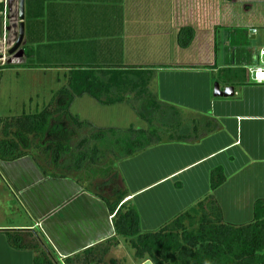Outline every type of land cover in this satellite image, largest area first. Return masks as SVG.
I'll return each mask as SVG.
<instances>
[{"label": "crops", "instance_id": "obj_1", "mask_svg": "<svg viewBox=\"0 0 264 264\" xmlns=\"http://www.w3.org/2000/svg\"><path fill=\"white\" fill-rule=\"evenodd\" d=\"M27 1L28 30L24 33L30 43L34 45L32 39L43 43L50 58H60V53L65 58L62 63L32 64L44 70L63 68L66 72L68 69L63 67L66 64L146 71L139 76L147 82L145 91L137 95L136 91L127 90L123 97L128 102L121 103L132 108L134 100H130V94L133 93L140 107L160 120L157 126L148 117V126L141 128L157 129L156 138L161 145L147 150L172 146L175 154L176 149L185 148L180 158L182 162L135 191L144 193L160 186L168 188L159 199L165 202L169 209L165 212L169 213L150 206L139 208L142 232L156 231L179 214L195 208L210 196L209 190L220 209L222 222L243 225L237 215L244 213L251 217L250 222L253 220L255 203L264 204V84H251L246 70L255 64L258 51L245 42L255 40L257 30L251 27L242 33L225 23L226 13L222 9L228 0ZM183 27L193 31L187 47H180L178 43V32ZM138 35L145 40L132 48L131 39ZM52 50L56 54H52ZM134 77L129 76L137 81ZM215 83L221 91L232 87V95L214 96ZM128 159L120 158L119 166ZM30 162L26 166L32 172L21 175L31 183L16 187L22 194L26 211H31L41 224H32L28 211L23 212L24 223H1L0 264H37L36 258L43 253L54 264H63L61 259L92 247L103 249L112 239L117 243L110 246L103 257L123 246L129 248V254L126 259L110 264H152L147 259H136L127 241L116 237L112 216L101 197L83 192L69 178L41 176ZM215 170L221 171L223 179L212 190L211 174ZM37 178L43 181L35 187ZM183 193L188 199L182 202ZM127 194L122 201L126 204L134 199L130 197L132 193ZM99 200L105 209L103 213L111 216V222L95 216L93 211ZM61 203L66 205L53 212ZM185 203L188 206H184ZM154 215L156 219L159 216V222L152 223ZM8 234L26 246L13 247L8 242ZM49 248L54 259L49 255Z\"/></svg>", "mask_w": 264, "mask_h": 264}, {"label": "trees", "instance_id": "obj_2", "mask_svg": "<svg viewBox=\"0 0 264 264\" xmlns=\"http://www.w3.org/2000/svg\"><path fill=\"white\" fill-rule=\"evenodd\" d=\"M27 5L25 0V25L28 30ZM1 9V7H0ZM193 31L183 27L178 32L180 47H187L192 40ZM25 57L29 60L33 49L23 47ZM40 67L29 63V67ZM63 67L65 84L50 98L49 103L32 114L22 113L17 117H0V160L12 161L29 156L44 176L72 178L80 183L82 176L95 177L97 174H110L112 165L98 167V158L104 150L98 144L88 145L89 138L102 141L107 134L116 137L115 143L122 145L123 157L131 156L139 149L150 146L156 138L157 129L125 130L108 128L93 132L89 138L84 137L72 148L67 139H44L56 132L57 121L67 119L74 127L91 128L88 122L78 121L69 111L75 97L87 95L102 105L128 102L123 92L136 91L140 95L145 91L146 71L138 68L120 66H98L66 64ZM135 76L138 80H131ZM134 77V78H135ZM118 135V136H117ZM25 142V143H23ZM120 159V158H119ZM118 159V160H119ZM116 176V168L113 169ZM223 175L215 170L211 174V189L221 183ZM128 196L126 190L115 192L110 200L101 197L109 214L116 237L125 239L138 260L147 259L152 264H264V204L257 201L254 207L253 220L243 225H230L222 222L221 212L211 196L201 200L191 208L160 229L142 232L138 215L133 206L122 202ZM8 242L15 248L26 245L18 242L15 236H7ZM116 239L108 241L105 248L92 247L81 253L63 259V264H104L103 256ZM100 250V251H99ZM37 264H54L48 255L43 253L36 258Z\"/></svg>", "mask_w": 264, "mask_h": 264}, {"label": "rangeland", "instance_id": "obj_3", "mask_svg": "<svg viewBox=\"0 0 264 264\" xmlns=\"http://www.w3.org/2000/svg\"><path fill=\"white\" fill-rule=\"evenodd\" d=\"M228 2L231 6H229ZM228 2H226V7H224V5L222 6L224 9L221 8L226 13L225 23L232 28H236V30L238 29V31L242 33L248 32L251 27L255 28L257 30L256 39L253 41L247 40L245 43H247L250 48L258 51L264 44V0H228ZM0 7V117L10 118L17 117L22 113L32 114L46 106L53 94L65 84L66 80L64 75L66 71L63 68H48L44 70V68H39L37 66L29 67V63L47 64L50 61L62 63V60L65 58L63 57V53H60V58H50V53H48L46 49H43V43H37L32 39L34 43V45H32L25 33L20 46H18L13 53H9L8 51L12 49L19 37L20 24L22 23L20 0H0ZM24 12L25 0L23 15ZM139 36L140 35L131 39L130 46L132 48L134 45L137 47V45H142L144 42L145 37L143 36L142 38ZM245 39H247V35ZM26 45H30L33 49L34 55H32L33 57L29 60L25 57L23 52V47ZM52 52V54H56L55 51L52 50ZM130 100H134L131 102L132 108L126 103L102 105L87 95L75 97L69 107L70 113L78 121L90 123L91 128H76L67 119L61 117L57 121H52L54 125H57L58 129L56 132L48 135L44 139V142L51 139H67L69 145L73 148L80 139L84 137L89 138V136L97 130L108 128L125 130L129 127L134 129L145 128L148 126L146 123L148 117H151L153 123L158 126L160 120L154 116V114L148 115L145 108L140 107L139 99L135 97V94H130ZM1 137L0 134V138ZM114 138L110 134H107L102 141L90 137L88 145L91 147L93 144L99 143L98 147L104 150V152L102 156L98 158V167L111 164L113 169L116 168L117 174L119 173L118 175L114 176V170L112 169L110 174H97L95 177L88 178L83 175L80 183L68 177L69 181L80 186L83 192L89 191L91 195L95 194V196L98 195L99 197H105L110 200L114 199L116 191L125 189L129 194L132 193L130 197L134 198L127 202L128 205L136 208V212L141 218L140 207L148 208L150 206L162 213L169 210L166 208L165 202L160 201V194L164 196L162 192H168L166 191L168 189L167 187L163 188L164 186H160L154 189L150 188L151 190L148 189L150 191H145L144 193H135V191L137 188L143 187L149 180L161 176L169 167L178 165L182 162L180 158L184 154L183 151L185 148H182V150L176 149L175 154L172 152V146L159 147L153 151L147 150L161 145L157 141L156 143L150 144L147 148L144 147L143 149H139L131 156L125 157H129V159L121 167L119 166L118 159L123 157V149L122 145L115 143ZM28 157L29 156L26 158L24 157L23 160L19 159V161L16 160L9 163L0 161V224L24 223L25 219L23 217V212L27 213V211L29 213L27 216L32 224L36 222L41 224L31 211H26L27 207L21 197L22 194H20L17 190L18 187H16L18 184L26 187L31 183L30 179L27 183L25 180L26 178L24 179L21 175L23 172H32L28 170L26 166L29 160L39 171L35 163ZM121 169L122 171L124 169V172H121ZM32 177L34 178L33 174ZM40 180L41 178L34 180L35 187L42 185L43 180L39 182ZM167 184H170V182ZM208 194L213 197L210 190ZM182 196L184 198L182 202L188 199V195L185 193H183ZM202 196L204 197V195ZM50 202H53L52 199ZM101 202V200L96 202V208L93 212L100 220L101 218H105L111 222V216L103 213L105 209L102 207L103 204H101ZM65 205L64 203L57 205L53 212L60 210ZM185 205L186 203L184 206ZM242 205H245V202H243ZM155 214L157 215V211H155ZM237 216L241 217L243 224H247L251 220V217H248V214L245 213L238 214ZM158 219L159 216L156 219L154 215L152 223L159 222ZM148 230L152 229L149 228ZM39 242L42 243V241ZM42 244L45 243L43 242ZM128 250L129 248L127 246H123V248L119 250L118 248L115 249V251L103 257V263L110 264V262L114 260V262H119L117 259L120 258L126 259L129 254ZM48 252L50 257L54 259L53 257H55V255L51 248H49Z\"/></svg>", "mask_w": 264, "mask_h": 264}, {"label": "built area", "instance_id": "obj_4", "mask_svg": "<svg viewBox=\"0 0 264 264\" xmlns=\"http://www.w3.org/2000/svg\"><path fill=\"white\" fill-rule=\"evenodd\" d=\"M255 33V30H253ZM249 82L253 85L264 84V44L257 52L255 64L246 68Z\"/></svg>", "mask_w": 264, "mask_h": 264}, {"label": "water", "instance_id": "obj_5", "mask_svg": "<svg viewBox=\"0 0 264 264\" xmlns=\"http://www.w3.org/2000/svg\"><path fill=\"white\" fill-rule=\"evenodd\" d=\"M21 5H22L21 6L22 7V23L20 25L19 37H18L15 45L12 47V49L9 50V53H13L18 48V46H20V44H21V42L23 40V37H24V21H23L24 0H22ZM213 95L214 96H219V97L231 96L232 95V87H227L223 91H221L219 89V87H218V84L215 83L213 85Z\"/></svg>", "mask_w": 264, "mask_h": 264}, {"label": "bare ground", "instance_id": "obj_6", "mask_svg": "<svg viewBox=\"0 0 264 264\" xmlns=\"http://www.w3.org/2000/svg\"><path fill=\"white\" fill-rule=\"evenodd\" d=\"M21 2H22V0H20V6H22V5H21ZM21 13H22V7H21ZM20 25H21V24H20ZM8 52H9V51H8Z\"/></svg>", "mask_w": 264, "mask_h": 264}]
</instances>
